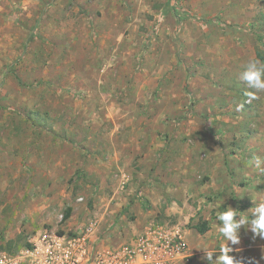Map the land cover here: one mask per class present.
Masks as SVG:
<instances>
[{"label": "rangeland", "instance_id": "1", "mask_svg": "<svg viewBox=\"0 0 264 264\" xmlns=\"http://www.w3.org/2000/svg\"><path fill=\"white\" fill-rule=\"evenodd\" d=\"M250 59L264 63V0H0V249L17 251L42 226L64 233L89 219L100 234L203 221L178 220L176 172L193 164L194 193L184 195L206 205L216 194L201 191L200 152L218 145L249 166L264 157V92L249 100L239 80ZM128 143L155 150L158 197L138 229L134 203L152 205L143 187L118 181L125 161L102 183L96 168L102 152ZM127 165L135 182L137 157ZM259 176L230 192L240 215L264 200ZM209 215L179 264H208L201 240L210 250L224 243ZM229 246L242 264H264V239L250 230Z\"/></svg>", "mask_w": 264, "mask_h": 264}, {"label": "built area", "instance_id": "2", "mask_svg": "<svg viewBox=\"0 0 264 264\" xmlns=\"http://www.w3.org/2000/svg\"><path fill=\"white\" fill-rule=\"evenodd\" d=\"M119 233L100 234L90 219L64 233L42 226L17 251L0 249V264H179L189 256L177 225L152 221Z\"/></svg>", "mask_w": 264, "mask_h": 264}, {"label": "crops", "instance_id": "3", "mask_svg": "<svg viewBox=\"0 0 264 264\" xmlns=\"http://www.w3.org/2000/svg\"><path fill=\"white\" fill-rule=\"evenodd\" d=\"M108 116H112V115L105 114L103 120L104 121L107 120ZM112 118L115 120H120L119 118L121 117L115 114V117ZM117 147H119L120 149ZM117 147H114L113 150H110L108 152H102V157L98 159L99 162L96 164L97 171L103 172L100 173L99 175L100 177L99 182L102 183L103 180H105V176L108 177V173L110 171L117 170V168L120 167L119 165L121 161L122 163L123 161H125L123 165L126 166H121L124 168L119 169L121 171L123 170V173L119 175L118 181L141 185L143 188L140 192V195L144 196L149 202L152 203L150 208L147 210H143V206L140 202L136 201L134 203L132 207V211L135 214L134 225L135 228L138 229L147 223L148 212L154 211L155 209L154 201L158 197V195H156L155 190L153 188L154 186H157L158 183L149 174L151 163L154 160L155 150L149 147L148 148L149 151H143L140 148V146L138 145L135 146L134 144L129 145V143L126 145L125 144L122 145V147L121 146H117ZM200 153H202L201 158L203 161H201L199 167L202 168L203 174L207 175L206 182L204 181L202 186L200 185L201 191L205 193L206 191L208 193L209 191L215 193L216 196L214 198L215 199L214 202L207 203L205 205L203 203L204 198H198L197 199L198 204L193 205L192 203L186 201V196L184 195V193L188 192L190 195L194 193L193 188L195 185L189 183V180L194 179L193 176L194 171L192 170L193 164L191 165V168L184 167L181 170H179V172H176L177 175L174 177L173 181L175 182V185L180 186L181 189L171 190L170 192L176 198L174 202L176 204L174 207V212H178L182 215L184 214L186 215V216L178 217L180 223H182L185 219L190 220L191 217H192V221L198 220L202 215V220L207 221V223L211 221L210 223L211 225L213 224V221H212V217L209 215L210 211H212L215 214H218L219 208L223 207L224 205L225 207H232L235 210L238 209V203L234 202L230 198L231 196L230 192L232 190L237 189L234 187V184H236L237 182L243 179L246 180L251 179L252 181H258V182H262V179L260 178L259 173L256 172L252 167H250L248 164H244L243 162L241 163L239 160H237L231 155H227L228 154L227 150H224L222 147L218 145H212L209 147L208 152H200ZM136 157L138 160V166H140V170L138 172V175L136 174L134 175L136 176L134 180L135 182H132L133 181L132 168L127 164ZM123 158L124 160H121ZM90 168H94V166H90ZM250 176H252L253 178H250ZM167 180H169L168 176H164V177L161 176L162 182ZM239 188H241V186H239ZM238 192L240 193V191ZM176 201H180L182 204L180 205L176 203ZM193 224L195 223L191 224V228L180 227V229L182 228L181 231L184 240L188 243L189 246L192 247L191 248L192 250L196 248L195 247L197 240L196 234H200L194 228ZM74 226L72 228H74ZM188 233L192 235L191 241L185 238V235ZM212 244H213L212 240L207 242L201 240L200 243L201 247H208V248L211 247Z\"/></svg>", "mask_w": 264, "mask_h": 264}, {"label": "clouds", "instance_id": "4", "mask_svg": "<svg viewBox=\"0 0 264 264\" xmlns=\"http://www.w3.org/2000/svg\"><path fill=\"white\" fill-rule=\"evenodd\" d=\"M239 80L248 89L253 90L246 93L249 100L255 99L256 93L264 92V63L258 59H250L239 73ZM242 108V104L238 105V110ZM250 166L256 172L264 175V157L253 156ZM249 210L251 218L249 215H240V212L232 207H225L224 211L217 214L219 223L216 225V229L224 243L218 250H210L208 247L199 248L204 252V258L208 264H242L240 260H235L233 256L229 255L233 251L229 242L231 245L239 244L241 228L250 230L253 239L256 237L264 239V200L256 202L255 206ZM217 251L219 255L213 260V254Z\"/></svg>", "mask_w": 264, "mask_h": 264}, {"label": "trees", "instance_id": "5", "mask_svg": "<svg viewBox=\"0 0 264 264\" xmlns=\"http://www.w3.org/2000/svg\"><path fill=\"white\" fill-rule=\"evenodd\" d=\"M69 217V212L65 213L63 215V219H67ZM194 228L200 233V234H204L208 229H209V226H208V223L207 221H200L198 223H196V225H194Z\"/></svg>", "mask_w": 264, "mask_h": 264}]
</instances>
